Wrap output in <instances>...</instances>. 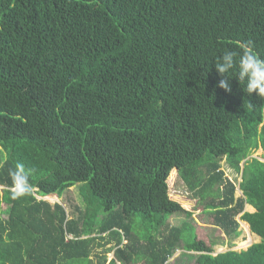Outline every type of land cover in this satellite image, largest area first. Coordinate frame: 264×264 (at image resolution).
<instances>
[{
	"label": "trees",
	"instance_id": "trees-1",
	"mask_svg": "<svg viewBox=\"0 0 264 264\" xmlns=\"http://www.w3.org/2000/svg\"><path fill=\"white\" fill-rule=\"evenodd\" d=\"M249 42L264 58V0H0V264H264V98L219 88L214 63ZM173 171L226 237L241 220L260 241L214 254L171 226L193 214ZM76 184L83 208L43 199Z\"/></svg>",
	"mask_w": 264,
	"mask_h": 264
},
{
	"label": "rangeland",
	"instance_id": "rangeland-1",
	"mask_svg": "<svg viewBox=\"0 0 264 264\" xmlns=\"http://www.w3.org/2000/svg\"><path fill=\"white\" fill-rule=\"evenodd\" d=\"M252 156H257L259 159L264 161V149L259 148L257 151L253 153ZM0 157H5V153H0ZM221 168L224 170L225 174L235 182L240 180V176L237 172H235L226 161L221 162ZM168 186H169V196L180 202V204L187 210L192 211V216L186 217L184 213H176L169 218V224L171 226L180 225L183 221L188 220L196 227V233L199 238L206 239L208 241H214L216 244L213 246L214 254L218 252L225 251L229 248L234 250H242L246 249L249 245L260 241V237L251 233V240L249 243L245 244L244 242L248 241L249 233L244 229L243 222L240 223V235L229 239L224 235L222 230L217 226L212 224L211 215L205 211L204 202L199 201L198 197H193L192 193L187 189V187L182 183V181L177 177L176 171L171 172L168 177ZM80 184H76L71 187L69 190L64 192L61 197L57 195H49L43 197V199L48 200L51 204L55 202L61 203L66 211L73 210L75 205H79L81 208L84 207V202L82 200V196L79 192ZM2 187L0 186V189ZM241 192L239 189L236 190V196L240 195ZM40 198V197H39ZM5 217V216H4ZM239 219V217H237ZM249 230V228H248ZM98 242H103L102 240H97ZM125 243V241H123ZM244 243V244H243ZM112 244H106L104 246H96L94 248V252H100L111 246ZM219 248V250H218ZM97 252V254H98ZM113 257V253L110 252L107 254V259ZM196 253L195 252H185L181 249L176 250L175 253L168 259L166 264H196L195 262ZM91 259L94 264L97 263V258L94 253L91 255Z\"/></svg>",
	"mask_w": 264,
	"mask_h": 264
},
{
	"label": "clouds",
	"instance_id": "clouds-1",
	"mask_svg": "<svg viewBox=\"0 0 264 264\" xmlns=\"http://www.w3.org/2000/svg\"><path fill=\"white\" fill-rule=\"evenodd\" d=\"M214 63L217 73L222 77L217 85L219 88L231 92V74L239 83H243V91L248 95L255 93L258 97L264 98V58L254 52L251 42L241 45L239 52L225 50ZM9 175L14 199L30 192L31 170L23 163L18 162L15 169L10 170Z\"/></svg>",
	"mask_w": 264,
	"mask_h": 264
},
{
	"label": "bare ground",
	"instance_id": "bare-ground-1",
	"mask_svg": "<svg viewBox=\"0 0 264 264\" xmlns=\"http://www.w3.org/2000/svg\"><path fill=\"white\" fill-rule=\"evenodd\" d=\"M246 207L248 208L249 206L247 205ZM243 225H244V229L249 233L247 224H246L245 222H243ZM252 234H253V233H252ZM248 235H249V239H248V241L244 242L245 244L249 243V241H250L251 238H252V237H251V233H249ZM252 236H254V234H253ZM244 243H243V244H244ZM218 250H219V248H218Z\"/></svg>",
	"mask_w": 264,
	"mask_h": 264
},
{
	"label": "crops",
	"instance_id": "crops-1",
	"mask_svg": "<svg viewBox=\"0 0 264 264\" xmlns=\"http://www.w3.org/2000/svg\"><path fill=\"white\" fill-rule=\"evenodd\" d=\"M247 205H245V210L246 211H249V212H252V211H254L255 209L252 207V206H250V205H248L249 207L247 208L246 207ZM239 220V219H238ZM239 222L241 223V220H239ZM242 222H245V221H242ZM246 223V222H245ZM247 224V226H248V228H249V225H248V223H246ZM248 231H250V229L248 230Z\"/></svg>",
	"mask_w": 264,
	"mask_h": 264
}]
</instances>
